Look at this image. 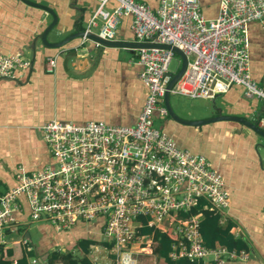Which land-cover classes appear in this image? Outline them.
Masks as SVG:
<instances>
[{"label":"built area","instance_id":"1","mask_svg":"<svg viewBox=\"0 0 264 264\" xmlns=\"http://www.w3.org/2000/svg\"><path fill=\"white\" fill-rule=\"evenodd\" d=\"M219 2L217 17L207 19L201 0H158L156 9L137 0H97L83 38L96 35L115 42L129 17L138 42L176 47L187 57L171 95L214 100L239 86L245 98L264 106V87L252 76L249 37L250 24L264 26V0ZM175 56L166 49H138L139 78L147 95L135 125L52 120L40 128L54 165L32 174L20 169L16 186L0 193V250L5 233L15 230L24 196L31 222H48L58 231L99 224L100 239L111 245L110 264H142L141 256L154 255L155 243L140 234L141 218L148 219L147 227L170 233L173 260L225 264L249 259L244 251L204 244L202 211H191L203 199L204 211L223 215L231 204L225 181L204 156L180 149L156 126L157 117H168L164 96L182 64L171 72ZM57 62V57L47 59L48 72H56ZM29 66L20 53L0 55V78L15 79ZM258 127L264 131V117Z\"/></svg>","mask_w":264,"mask_h":264},{"label":"crops","instance_id":"2","mask_svg":"<svg viewBox=\"0 0 264 264\" xmlns=\"http://www.w3.org/2000/svg\"><path fill=\"white\" fill-rule=\"evenodd\" d=\"M29 1L52 9L58 16L57 25L48 35L49 43L84 32L97 8V0ZM137 1L153 9L158 6V0ZM219 1L201 0L202 13L207 19L217 17ZM52 22L50 14L21 0H0V55L20 53L30 62L29 68L18 71L15 79L0 78V193L16 186L20 169L32 174L54 165L40 131L46 123L57 120L78 125L104 122L133 126L147 95L139 78L140 42L131 30V18H125L119 27L115 42L126 44L119 47L78 38L62 48H49L41 35ZM249 37L252 76L264 87V26L258 22L250 24ZM73 52H78L77 56L68 60ZM96 52L100 53L94 64ZM49 57H57L55 73L47 70ZM169 101L174 112L187 121L236 116L258 126L264 117V106L245 98L239 86L231 87L214 100L170 95ZM203 101L214 104V111L207 110ZM155 123L180 149L209 160L225 181L231 204L223 215L219 214L220 225L232 224L231 234L248 249L216 247L249 254L246 262L228 260L225 264H264V138L229 121L187 126L172 121L168 115L165 119L157 117ZM19 201L21 211L16 214L15 230L7 231L4 239V248L13 253L10 260L17 261L27 251L33 252L30 264H46L51 252L85 255L79 245L81 240L102 241L99 224H80L70 231H58L48 222H31L26 197L21 196ZM105 245L89 247L87 256L92 264H110L111 256ZM141 262L165 264L155 254L141 256Z\"/></svg>","mask_w":264,"mask_h":264},{"label":"trees","instance_id":"3","mask_svg":"<svg viewBox=\"0 0 264 264\" xmlns=\"http://www.w3.org/2000/svg\"><path fill=\"white\" fill-rule=\"evenodd\" d=\"M207 205L205 200H199L198 205L192 209V214H198L202 211L203 218L200 223V231L203 237L204 244L208 248H214L217 245L227 246L230 250H241L248 248L241 242L240 239H235L231 234L232 224L228 223L226 226L220 225V219L222 216L219 214L214 215L208 211H204L203 208ZM142 223L140 228V234L151 237L152 241L155 243L153 248V253L158 256V258L165 264H196L190 262L189 260L179 259L173 260L170 258V253L172 252V246L174 240L170 233L163 232L158 229H153L146 226L147 218L139 219ZM98 243H103L97 239H84L80 241V246L85 253V255L74 256L72 254L66 255L60 252H51L46 264H92L91 260L88 258L89 247L91 245H96ZM105 244V243H104ZM108 250L111 249L110 244L105 245ZM27 249V248H26ZM137 250L138 247H134ZM26 251V250H25ZM0 264H30L29 259L33 258V252H25L23 256L17 261L10 260L13 256L12 251L7 250L4 246L0 250ZM8 257V259H6Z\"/></svg>","mask_w":264,"mask_h":264},{"label":"water","instance_id":"4","mask_svg":"<svg viewBox=\"0 0 264 264\" xmlns=\"http://www.w3.org/2000/svg\"><path fill=\"white\" fill-rule=\"evenodd\" d=\"M22 2H24L27 5H30L32 7L38 8L40 10H43L45 12H47L48 14H50L53 17V22L46 28V30L43 32V34L41 35V40L44 43L45 46L52 48V49H59L62 48L63 46L67 45L69 42L78 39V38H83L85 33L84 32H76L74 34H72L71 36L67 37L66 39L57 42V43H49L48 41V35L49 33L54 29V27L57 25L58 22V16L57 14L50 8L42 6L40 4H36L33 3L29 0H21ZM88 38L97 42L98 44H100L101 46H108V47H119V46H125L126 44H121V43H117V42H108L105 40H102L101 38H99L96 35H88ZM139 48H159V49H166V50H171L173 51L177 56H179L181 58L182 64L180 69L172 75V78L170 80V82L167 85V90L164 96V102H165V107L168 111V115L169 117L172 119V121L180 123L182 125H187V126H192V125H201V124H206V123H210L213 121H229V122H236L242 126H245L249 129H251L252 131H254L255 133L259 134L262 138H264V131L261 130L257 125L251 123L250 121H248L247 119L244 118H239L236 116H219V117H215L212 119H208V120H204V121H198V122H193V121H187V120H183L181 119L172 109L171 105H170V95H171V90L173 89V87L175 86V84L179 81V79L182 77V75L184 74L186 68H187V57L185 56V54L178 48L176 47H172V46H166V45H157V44H151V43H139L138 44ZM78 52H73L72 55L68 58V60H70L72 57H76ZM100 53V52H99ZM98 52H96L94 54V64L97 62L98 59ZM66 67H67V63H66ZM68 69V68H67Z\"/></svg>","mask_w":264,"mask_h":264},{"label":"rangeland","instance_id":"5","mask_svg":"<svg viewBox=\"0 0 264 264\" xmlns=\"http://www.w3.org/2000/svg\"><path fill=\"white\" fill-rule=\"evenodd\" d=\"M181 58L179 57V56H175V58H174V60H173V62H172V64H171V66H170V70H171V72L172 73H174V72H176V70L178 69V67H179V60H180ZM179 97H181V96H179ZM185 98V97H184ZM206 104V108H207V110H209V108L211 109V110H213L214 111V109H215V106H214V104L212 105V103L210 102V101H203L202 102V104ZM212 106V107H211ZM150 262H152V260H150Z\"/></svg>","mask_w":264,"mask_h":264}]
</instances>
